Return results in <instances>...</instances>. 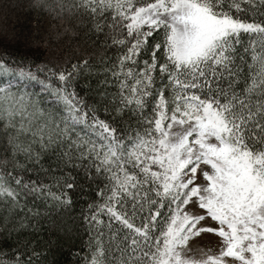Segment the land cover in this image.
<instances>
[{
	"label": "snow or ice",
	"instance_id": "obj_1",
	"mask_svg": "<svg viewBox=\"0 0 264 264\" xmlns=\"http://www.w3.org/2000/svg\"><path fill=\"white\" fill-rule=\"evenodd\" d=\"M0 264H264V0H0Z\"/></svg>",
	"mask_w": 264,
	"mask_h": 264
}]
</instances>
